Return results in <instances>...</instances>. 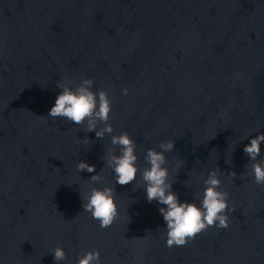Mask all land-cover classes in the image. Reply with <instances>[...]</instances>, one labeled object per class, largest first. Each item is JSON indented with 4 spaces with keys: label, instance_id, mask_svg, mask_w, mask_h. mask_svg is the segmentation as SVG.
<instances>
[{
    "label": "water",
    "instance_id": "95a60500",
    "mask_svg": "<svg viewBox=\"0 0 264 264\" xmlns=\"http://www.w3.org/2000/svg\"><path fill=\"white\" fill-rule=\"evenodd\" d=\"M81 76L113 98L114 132L104 138L46 117L57 83L69 77L75 88ZM125 131L140 171L122 186L105 158ZM262 133L264 0H0V264H57V246L67 253L59 264L90 250L102 264H264V186L244 152ZM168 140L180 201L200 206L203 179L219 168L236 208L228 229L173 248L166 206L134 188L146 150ZM82 161L96 171L78 172ZM99 173L103 183L90 184ZM105 186L116 188L119 216L102 229L81 193Z\"/></svg>",
    "mask_w": 264,
    "mask_h": 264
},
{
    "label": "clouds",
    "instance_id": "9594fccd",
    "mask_svg": "<svg viewBox=\"0 0 264 264\" xmlns=\"http://www.w3.org/2000/svg\"><path fill=\"white\" fill-rule=\"evenodd\" d=\"M95 81L91 78L81 76L80 83L73 88L71 79L64 77L63 81L57 83L62 89L46 117L53 121L57 118H65L67 121L83 126L86 132L95 131L97 138H104L106 134L114 132L109 121L113 107V98L109 90L100 89L98 92L92 90ZM129 89H122V94L127 96ZM103 125V127H100ZM84 144L92 141L86 136ZM264 143V133L251 138L250 143L244 147V152L250 157V163L246 168H251L254 181L257 185L264 186V162L257 158L261 155V145ZM112 150L106 154V165L115 174V183L128 185L137 182L138 166L137 143L128 132L113 135L111 138ZM119 148V154L116 149ZM160 151L148 148L144 157L148 167L143 169L140 180L135 183V190L144 188L149 203L157 201L160 205L159 212L166 222V246L168 248L183 247L195 240L198 234L205 232L210 227L228 229L231 224L229 212H235L236 208L230 204V193L220 190L223 183L219 168L211 170L207 179H201L206 185L201 200V205L188 201L181 202L176 192L172 190L173 182L169 181V162L165 155L175 148V142L168 140L161 142ZM77 171L94 173L96 168L86 162L76 165ZM232 180L237 176L235 171L229 175ZM90 184L103 183V177L99 174L89 179ZM116 188L105 186L103 188L91 187L87 196L82 195L83 211L91 214L94 220L99 222L102 229L109 228L119 216L118 203L116 200ZM54 260L59 264L67 260L64 248L57 246L51 250ZM77 264H102L99 250H90L82 254Z\"/></svg>",
    "mask_w": 264,
    "mask_h": 264
}]
</instances>
